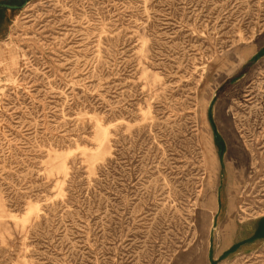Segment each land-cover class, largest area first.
<instances>
[{
	"label": "rangeland",
	"instance_id": "1",
	"mask_svg": "<svg viewBox=\"0 0 264 264\" xmlns=\"http://www.w3.org/2000/svg\"><path fill=\"white\" fill-rule=\"evenodd\" d=\"M7 4L0 264H264V0Z\"/></svg>",
	"mask_w": 264,
	"mask_h": 264
},
{
	"label": "bare ground",
	"instance_id": "2",
	"mask_svg": "<svg viewBox=\"0 0 264 264\" xmlns=\"http://www.w3.org/2000/svg\"><path fill=\"white\" fill-rule=\"evenodd\" d=\"M263 40V39H262ZM260 42H263V41H260ZM259 42V43H260ZM264 43V42H263ZM263 68V67H262ZM204 94V93H203ZM201 96V95H200ZM203 97H204V95H203ZM247 99H246V101H251L252 99H254V96H253V94H252V92H250V93H248L246 96H245ZM200 98V97H199ZM198 98V99H199ZM202 99V98H201ZM201 101V100H200ZM208 107V106H207ZM203 110V109H202ZM205 113H206V111H205ZM203 117V116H202ZM217 119V118H216ZM218 122V121H217ZM203 124H204V122H202ZM220 124H221V122H220ZM207 131V130H206ZM225 130H222V135L226 138V140H227V143H228V149H229V153H228V158H232V157H234V155H233V152H234V146H233V141L232 140H234L233 138H231L230 136H228V134H226L225 132H224ZM208 134V133H207ZM200 136V135H199ZM198 136V137H199ZM202 137V136H201ZM212 138V137H211ZM202 141V140H201ZM203 146H204V144H203ZM206 154V153H205ZM235 154V153H234ZM215 155V154H214ZM206 157V156H205ZM208 159V158H207ZM232 160V159H231ZM235 160V159H234ZM207 161V160H206ZM235 162V161H234ZM238 162V161H237ZM208 163V162H207ZM236 163V162H235ZM215 164V163H214ZM230 165V164H229ZM233 165V164H232ZM208 166H210L209 164H208ZM228 166V165H227ZM230 167V166H229ZM210 168V167H209ZM231 168H232V166H231ZM230 168V169H231ZM232 169H234V166H233V168ZM231 169V170H232ZM210 172V171H209ZM229 172V171H228ZM217 174V173H216ZM208 177V176H207ZM212 179V178H211Z\"/></svg>",
	"mask_w": 264,
	"mask_h": 264
},
{
	"label": "crops",
	"instance_id": "3",
	"mask_svg": "<svg viewBox=\"0 0 264 264\" xmlns=\"http://www.w3.org/2000/svg\"><path fill=\"white\" fill-rule=\"evenodd\" d=\"M10 6H13V5H10ZM8 9H10V10H16V9H11V8H9L8 7V4L7 5H0V13H1V11H3V10H8ZM264 221V220H263ZM264 226V225H263ZM264 229V228H263ZM263 232V230H258V229H256L255 231H254V233H253V235H252V240H251V242H253V241H255L256 239H258V238H261V237H264V234L262 233ZM243 246V245H242ZM241 245H238V247H242ZM235 247H237V246H235Z\"/></svg>",
	"mask_w": 264,
	"mask_h": 264
},
{
	"label": "water",
	"instance_id": "4",
	"mask_svg": "<svg viewBox=\"0 0 264 264\" xmlns=\"http://www.w3.org/2000/svg\"><path fill=\"white\" fill-rule=\"evenodd\" d=\"M8 7L11 8V9H18L17 6H10V5H8Z\"/></svg>",
	"mask_w": 264,
	"mask_h": 264
}]
</instances>
